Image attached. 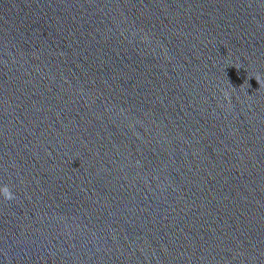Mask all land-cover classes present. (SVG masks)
Masks as SVG:
<instances>
[{
  "label": "water",
  "instance_id": "95a60500",
  "mask_svg": "<svg viewBox=\"0 0 264 264\" xmlns=\"http://www.w3.org/2000/svg\"><path fill=\"white\" fill-rule=\"evenodd\" d=\"M0 264H264V0H0Z\"/></svg>",
  "mask_w": 264,
  "mask_h": 264
},
{
  "label": "clouds",
  "instance_id": "9594fccd",
  "mask_svg": "<svg viewBox=\"0 0 264 264\" xmlns=\"http://www.w3.org/2000/svg\"><path fill=\"white\" fill-rule=\"evenodd\" d=\"M9 195H11V193H9Z\"/></svg>",
  "mask_w": 264,
  "mask_h": 264
}]
</instances>
